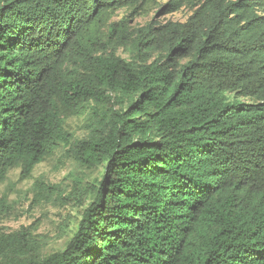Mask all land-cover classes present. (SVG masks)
<instances>
[{"label":"trees","instance_id":"obj_1","mask_svg":"<svg viewBox=\"0 0 264 264\" xmlns=\"http://www.w3.org/2000/svg\"><path fill=\"white\" fill-rule=\"evenodd\" d=\"M156 5L192 15L112 22ZM61 146L102 169L89 207L46 257L0 236V264H264V0H0V184Z\"/></svg>","mask_w":264,"mask_h":264},{"label":"rangeland","instance_id":"obj_2","mask_svg":"<svg viewBox=\"0 0 264 264\" xmlns=\"http://www.w3.org/2000/svg\"><path fill=\"white\" fill-rule=\"evenodd\" d=\"M159 8L156 5L138 13L120 10L115 13L112 22L125 20L131 32L154 19L164 23H183L192 15L190 10L183 9L173 15L162 16ZM118 55L128 59L129 49H120ZM88 118L87 112L66 120L65 130L72 136V143L88 135ZM101 175V168L89 170L76 163L69 147L63 146L37 165L29 178L22 177L21 169L12 170L7 180L0 184V236L26 229L32 237L33 246L42 256L64 250L94 197ZM42 185L54 188L55 193L44 197ZM76 187L78 192L70 195Z\"/></svg>","mask_w":264,"mask_h":264}]
</instances>
